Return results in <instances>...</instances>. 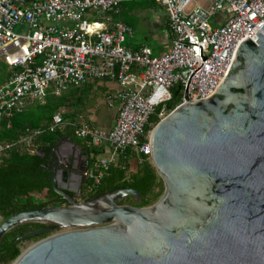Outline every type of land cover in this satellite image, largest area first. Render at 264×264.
Returning <instances> with one entry per match:
<instances>
[{
  "label": "water",
  "instance_id": "obj_1",
  "mask_svg": "<svg viewBox=\"0 0 264 264\" xmlns=\"http://www.w3.org/2000/svg\"><path fill=\"white\" fill-rule=\"evenodd\" d=\"M256 34L241 43L211 96L190 101L186 92L187 101L153 127V165L165 183L153 204H120L129 195L141 202L133 187L74 198L68 182L76 174L87 182L89 167L71 161L81 146L63 136L49 167L68 203L9 216L0 242L29 222L68 229L41 238L11 264H264V35Z\"/></svg>",
  "mask_w": 264,
  "mask_h": 264
},
{
  "label": "built area",
  "instance_id": "obj_2",
  "mask_svg": "<svg viewBox=\"0 0 264 264\" xmlns=\"http://www.w3.org/2000/svg\"><path fill=\"white\" fill-rule=\"evenodd\" d=\"M122 1L0 0V126L49 90L61 93L96 79L119 84L108 99L110 106L118 103L112 127L66 121L61 112L48 125L55 130L71 124L89 145L108 150L85 171L92 181L89 191L129 152L145 155L153 164L152 130L147 128L155 125L151 117H165L187 101L186 92L190 101L211 96L241 43L256 41L257 32L264 35V0H209V7L195 0H159L169 11L171 48L161 54L146 45L132 49L124 44L132 33L129 25L115 21L101 28L86 16L89 10L99 16L111 12ZM226 9L225 21L213 25L212 16ZM174 95L179 100L170 108L167 102ZM43 130H27L20 140L30 143ZM15 143L0 142V154Z\"/></svg>",
  "mask_w": 264,
  "mask_h": 264
},
{
  "label": "trees",
  "instance_id": "obj_3",
  "mask_svg": "<svg viewBox=\"0 0 264 264\" xmlns=\"http://www.w3.org/2000/svg\"><path fill=\"white\" fill-rule=\"evenodd\" d=\"M96 82H99V79L81 85H72L61 93L49 90L42 98L30 101L26 109L15 113L9 122L3 121L0 126V142H16L11 149L0 154V216L3 220L23 210L68 203L67 199L54 189L49 167L52 149L63 136L68 135L85 150L91 158V165L97 160V156L105 154L103 147L89 145L86 139L78 137L71 124L55 130L48 129L53 116L63 106L70 107L65 111L64 119L77 120L79 114L87 108L86 102ZM178 100L179 96L174 95L167 102V106L173 108ZM107 104L109 105L108 101ZM160 108L161 105L157 110L159 111ZM116 116L117 114L115 118ZM151 120L157 123L160 119L153 115ZM37 128L44 130L36 135L32 142L26 143L20 140L27 130ZM147 128L151 129V127ZM133 155L134 153L129 152L127 158L111 164L93 191L88 190V186L92 183L89 179L86 186L88 194H85L84 199H92L118 188L133 187L141 192V202L135 203L134 198L129 195L121 200L120 204L137 206L151 204L150 193L157 183V171L145 155L138 159V168L135 171L131 170L128 156ZM163 192L154 194L156 200ZM41 226L42 223L29 222L10 229L0 242V264L13 261L21 253V240H16L18 235ZM48 234L49 231H44L35 236L44 237Z\"/></svg>",
  "mask_w": 264,
  "mask_h": 264
},
{
  "label": "crops",
  "instance_id": "obj_4",
  "mask_svg": "<svg viewBox=\"0 0 264 264\" xmlns=\"http://www.w3.org/2000/svg\"><path fill=\"white\" fill-rule=\"evenodd\" d=\"M195 2L205 7L211 5L209 0H195ZM221 14L223 16L219 19L215 18V15L212 16V24H222L230 13L226 9ZM86 16L91 22L99 21L101 28H107L115 21H122L129 25L132 28V33L126 35L124 44L132 49H139L146 45L152 49L153 53L161 54L171 48L174 34L169 26V11L159 0H124L111 12L102 13L99 16L95 14L94 10H89ZM103 85L109 93L115 91V89ZM105 151V154L97 156V159L108 155V150L105 149ZM140 157L137 153L131 157L128 156L131 170L135 171L138 168ZM133 163H135V169H132Z\"/></svg>",
  "mask_w": 264,
  "mask_h": 264
},
{
  "label": "rangeland",
  "instance_id": "obj_5",
  "mask_svg": "<svg viewBox=\"0 0 264 264\" xmlns=\"http://www.w3.org/2000/svg\"><path fill=\"white\" fill-rule=\"evenodd\" d=\"M106 13V12H105ZM117 15V14H115ZM223 14L219 13L218 15H215V18H222ZM215 23H213L214 25ZM98 81V80H97ZM107 85L109 88L117 90L119 88V84L115 80H108V79H99V82H96L93 86V90L90 92L89 99L86 103H88L87 108L82 111L76 121H91L96 123L102 128L110 127L111 124L115 120V115L117 114V105L110 106L107 104V95L109 92L105 89V86ZM69 106H63L59 109V112L64 115L65 111L68 110ZM156 124V122H155ZM155 126V125H154ZM151 127V130L153 127ZM154 166V165H153ZM155 167V166H154ZM135 163H133L132 169H135ZM156 169V168H155ZM157 171V170H156ZM158 174V172H157ZM165 190V183L163 178L158 174L157 183L153 188V191L150 193L151 196V204L156 202V196L155 193H160ZM86 194L88 192L86 191ZM131 196V195H130ZM127 197V196H126ZM124 197L123 199H125ZM122 199V200H123ZM80 200H84V196H80ZM149 204V205H151ZM147 206V205H146ZM3 221V218L0 216V223ZM68 228H52L49 230V234H53L56 232L63 231ZM37 235V234H36ZM47 236V235H46ZM45 237V236H44ZM43 238L42 236H31L28 238L21 239L20 241V248L21 251H24L26 248L37 242ZM12 261L8 262L7 264H11Z\"/></svg>",
  "mask_w": 264,
  "mask_h": 264
},
{
  "label": "flooded vegetation",
  "instance_id": "obj_6",
  "mask_svg": "<svg viewBox=\"0 0 264 264\" xmlns=\"http://www.w3.org/2000/svg\"><path fill=\"white\" fill-rule=\"evenodd\" d=\"M63 140L59 141L58 143H56L55 145L56 146H59L61 143H62ZM54 145V147H55ZM53 147V148H54ZM84 155H87L88 158L86 159V163L84 162L85 161V157ZM71 161L76 163V166L78 167V169L80 167H84V166H88L90 167L91 165V158L88 154H86L85 150L81 147V151L80 153H77V152H73V154L71 155ZM53 159H51L50 163L52 162ZM79 173V172H77ZM85 177L82 176L81 174H76V179L74 181H69L68 182V188L66 189V191L74 197L76 198L77 200H80V196H85L86 194V186L89 182V179L87 182H85ZM43 226H49V227H55V225L53 224H44L42 223ZM41 226V227H43ZM39 228V227H38Z\"/></svg>",
  "mask_w": 264,
  "mask_h": 264
}]
</instances>
